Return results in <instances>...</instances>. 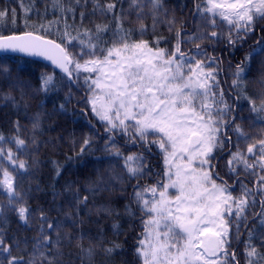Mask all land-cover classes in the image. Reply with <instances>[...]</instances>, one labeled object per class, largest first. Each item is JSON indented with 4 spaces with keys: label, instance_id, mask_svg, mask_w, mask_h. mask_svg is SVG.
<instances>
[{
    "label": "snow or ice",
    "instance_id": "1",
    "mask_svg": "<svg viewBox=\"0 0 264 264\" xmlns=\"http://www.w3.org/2000/svg\"><path fill=\"white\" fill-rule=\"evenodd\" d=\"M83 2L86 4L87 0ZM75 4L80 5L81 0H75ZM55 7L75 11L72 7L64 8L62 0H55ZM114 8L112 3L102 7L98 0H94V11L99 10L102 15ZM129 9H135L137 19L141 21L145 9L151 12L153 31L158 23H166L169 31L175 24L174 17L168 18L164 0H130ZM6 16V10L0 11V19ZM83 16L81 12V20ZM194 18L199 21L197 32L181 41V32L177 30V42L172 51L159 47L162 37L155 40V47L147 40L133 39L134 30L125 29L120 17H117L110 45L103 39L104 33L109 31L107 24L95 25L94 32L87 28L77 30L76 35L68 31L70 26L66 24L62 43L33 31L0 35V50L43 56L69 80L74 78V74L76 78L81 73L86 74L87 102L94 115L104 122L105 132L109 134L105 150L123 158L129 179L139 180L147 174L146 157L144 152L124 156L116 146L115 134L126 136V143L139 145L147 152H151V147L155 145L163 154V179L155 185L143 188L137 185L134 189L135 201L146 217L143 220L144 232L136 248L142 264H217L220 259L218 253L224 250L227 243L228 229L224 226L223 216L232 215L235 209L237 219L246 218L242 217V213L250 203L255 205L256 193H260L261 206L264 207V174L258 176L255 190L238 181L241 183V194L233 197L227 182L210 170L215 167L210 163L214 158L211 155L213 150H223L225 144L232 142L225 131L228 129L237 138V150L230 154L227 162L228 173L238 176L237 168L241 166L244 172L253 170L256 174L255 170H259L264 173V139L248 144L246 153L240 150V141L247 143L250 137L236 123L237 117L232 115L233 106L225 99L224 91H216L219 81L216 69L212 67L216 58L208 56L201 44L196 42L222 39L225 33L217 31L222 24L227 28L229 45L246 41L248 35L255 31L256 22L264 20V0H196ZM40 29L44 26L40 25ZM135 31L143 36L147 28L141 22ZM181 42L194 44L195 52L186 54L181 51ZM68 45L78 47L79 51H70ZM255 55L264 57V36L255 41L252 51L236 65L232 81L234 88L243 84ZM0 75L11 82L12 87L18 88L22 97L27 94L26 89L30 86L19 76L14 79L9 68L0 67ZM41 80L43 91L55 86L53 75L46 74ZM3 99L16 103L10 94H5ZM236 99L247 101L250 112L255 114V121L264 125V98L257 104L241 88ZM15 127L19 131V122ZM37 128L39 114L32 122L33 132ZM5 142L14 143L19 152L26 150V141L19 136L7 140L0 134V158L7 159L18 169L27 170V161L19 159L11 148L5 151ZM32 143L35 144L34 139ZM89 144L90 140L85 139L84 145ZM0 172L3 177L0 188L8 198V205L18 204L23 197L16 189L14 176L3 167H0ZM217 179L222 182L217 183ZM99 190V184L89 188L92 193ZM170 190H175L174 194ZM147 194L151 195L150 199L146 198ZM76 199L86 204L88 196L81 198L77 195ZM14 210L22 221L27 222V207L20 204ZM2 213L0 208V215ZM41 219L46 221L43 213ZM260 223L264 225V219ZM47 227L53 229L54 225L48 223ZM252 238L250 232L246 245L247 264H259L264 255L251 244ZM261 239L264 240V233ZM49 241L50 238L44 236L39 244L43 246ZM87 251L92 254V249ZM104 251L111 253L113 248H105ZM0 252L8 253L4 258L6 264H21L22 258L11 256L10 248L4 245L2 238ZM224 255L229 254L225 251ZM209 257H217V260L210 261ZM232 258L235 259L234 254ZM28 264H35V261L30 260Z\"/></svg>",
    "mask_w": 264,
    "mask_h": 264
},
{
    "label": "trees",
    "instance_id": "2",
    "mask_svg": "<svg viewBox=\"0 0 264 264\" xmlns=\"http://www.w3.org/2000/svg\"><path fill=\"white\" fill-rule=\"evenodd\" d=\"M98 3L102 7L112 3L115 8L102 15L99 10L94 11V0H87L86 4L81 0L80 5H76L75 0H62L64 8L72 7L74 12L55 7V0H0V11H7V16L0 19V35L33 31L62 43L66 24L70 26L68 31L72 35L85 28L94 32L95 25L107 24L109 31L104 33L103 39L110 45L117 17H120L125 29L134 30L133 39L147 40L155 47V40L162 37L159 47L172 51L177 42V30L181 32V41L197 32L199 21L194 18L196 0H164L168 18L175 19L172 31L166 23H158L153 31L152 13L147 9L142 21L138 20L136 10L129 9L130 0H98ZM81 12L84 13L83 20ZM141 22L147 28L143 36L135 31ZM40 25L44 29H40ZM217 31L225 33L222 39L196 42L201 44L208 56L216 58V63L212 65L219 81L216 91H224L225 99L233 106L232 115L237 117L236 123L250 137L247 143H239L240 150L246 153L248 144L264 139V125L255 121V114L250 112L247 101L237 100L236 97L243 88L257 104L264 98V57L254 56L251 70L240 88L232 85L233 73L246 53L252 51L255 41L264 36V20L257 21L255 31L248 35L246 41H238L235 46L227 42L225 25L222 24ZM68 47L72 52L79 51L78 47ZM181 51L194 53L195 46L181 42ZM0 67L9 68L14 79L19 76L30 86L22 97L21 91L0 75V134L7 140L19 136L27 143L26 150L19 152L14 143L3 144L5 151L11 148L19 159L27 161V170L18 169L7 159L0 158V167L14 176L16 189L23 197L18 204L9 206L8 198L0 188V208L3 209L0 238L10 248L11 256L22 258L21 264H28L30 260L35 264H142L136 248L144 232L143 220L146 217L135 201L134 189L137 185L141 188L155 185L163 179L165 164L161 151L155 145L151 147V152L144 151L139 145L126 143V136L115 134L116 146L124 156L144 152L146 157L147 174L139 180L129 179L123 158L105 150L109 134L105 132L104 122L94 115L87 102L86 74L81 73L78 78L74 74V78L69 80L42 62L15 55H0ZM46 74L54 76L55 86L43 91L41 77ZM5 94L14 97L16 103L4 100ZM37 114L39 128L33 132L32 122ZM16 122H19V131L15 127ZM225 131L232 142L225 144L223 150H213L211 155L214 158L210 163L215 167L210 170L227 182L233 197H239V182L255 190L258 176L264 173L259 170H255L256 174L253 170L244 172L242 166L237 168L238 176L228 173L227 162L230 154L237 150V138L230 130ZM85 139L90 140L87 146L84 145ZM249 162H252L251 158ZM221 182L217 179V183ZM97 184L101 190L90 192L89 188ZM77 195L81 198L88 196L87 203H79ZM148 197L151 195L147 194ZM261 198L260 193H256L255 205L250 203L242 213V217L246 218L237 219L235 209L232 215L223 216L228 229L227 243L224 250L218 253L220 259L217 264H247L246 245L250 232L253 237L251 244L264 255V240L261 239L264 225L260 223L264 219V215H260L264 213V207L261 206ZM20 204L29 209L27 222L22 221L14 210ZM41 213L46 221L41 219ZM48 223L54 225L53 229L47 227ZM44 236H48L50 241L40 246ZM105 248H113V251L106 253ZM88 249H92L91 255ZM225 251L229 255L225 256ZM7 256L8 253L0 252L3 264H6L4 258ZM259 264H264V260Z\"/></svg>",
    "mask_w": 264,
    "mask_h": 264
},
{
    "label": "water",
    "instance_id": "3",
    "mask_svg": "<svg viewBox=\"0 0 264 264\" xmlns=\"http://www.w3.org/2000/svg\"><path fill=\"white\" fill-rule=\"evenodd\" d=\"M23 33V32H21ZM12 34H20V33H12ZM12 34H8V35H12ZM46 39H51V38H48V37H45ZM54 40V39H52ZM57 42V41H56ZM58 43V42H57ZM0 55H15V56H20V57H24V58H27V59H31V60H36V61H39V62H42L48 66H50L51 68H53L54 70L62 73L60 71L59 68H57L55 65L52 64V62L46 58H44L43 56H38V55H29L27 53H23V52H15V51H5V50H0ZM65 77L66 74L62 73ZM68 78V77H67Z\"/></svg>",
    "mask_w": 264,
    "mask_h": 264
},
{
    "label": "rangeland",
    "instance_id": "4",
    "mask_svg": "<svg viewBox=\"0 0 264 264\" xmlns=\"http://www.w3.org/2000/svg\"><path fill=\"white\" fill-rule=\"evenodd\" d=\"M174 192L175 190H170L171 194H174ZM148 198L150 199L151 197H148ZM224 226H225V223H224ZM208 259L211 261V260H214V257H209Z\"/></svg>",
    "mask_w": 264,
    "mask_h": 264
}]
</instances>
